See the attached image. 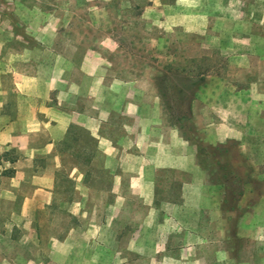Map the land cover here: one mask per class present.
<instances>
[{
  "label": "crops",
  "instance_id": "1",
  "mask_svg": "<svg viewBox=\"0 0 264 264\" xmlns=\"http://www.w3.org/2000/svg\"><path fill=\"white\" fill-rule=\"evenodd\" d=\"M113 1L43 0L25 6L13 0L17 22L37 28L14 37L33 41L40 52L0 41V264H20L12 250L28 251L25 264H237L232 243L239 236L238 212L256 181H239L245 190L226 206L225 186L207 181L195 148L166 119L153 82L127 77L129 69L112 60L122 51L118 40L108 35L104 47L83 49V35L62 32L84 23L78 12L87 6L108 15L139 10L143 21L148 13L179 9L180 0H121L120 6ZM198 1L203 5L195 8H217ZM25 10L34 15L30 21L20 16ZM68 10L75 17L63 13ZM216 127L213 136L203 132L207 146L222 150L237 166L224 144L235 143L239 154L238 138L223 137L222 125ZM74 129L89 144L69 151L72 141L81 143ZM67 163L80 196L76 206L89 192L87 172L91 178L94 170L106 173L105 220L70 227L44 242L35 209L52 202ZM83 212L77 209L76 216Z\"/></svg>",
  "mask_w": 264,
  "mask_h": 264
},
{
  "label": "rangeland",
  "instance_id": "2",
  "mask_svg": "<svg viewBox=\"0 0 264 264\" xmlns=\"http://www.w3.org/2000/svg\"><path fill=\"white\" fill-rule=\"evenodd\" d=\"M16 1L27 6L43 0ZM206 1L217 8L199 9L194 6L203 5L198 0H180L179 9L154 11L144 16L143 21L139 20V10H116L108 15L87 6L78 12L84 23L63 27L62 32L83 35V49L103 46L102 39L108 35L118 40L122 51L112 60L129 69L127 77L143 76L153 82L166 119L176 124L195 148L198 162L207 172V181H218L225 186L226 206L235 204L239 193L245 190L242 186L245 181H256L241 202L237 217L239 236L232 244L237 264H264V0ZM52 2L58 4L59 0ZM84 3L86 0H78L77 4ZM113 3L124 5L121 0ZM73 12L63 11L69 19L75 17ZM20 16L25 21L34 17L27 10ZM16 17L13 0H0V41H6L8 47L34 46L39 55L40 47L33 41L14 37L27 36L37 28L19 24ZM158 19L165 24L145 22ZM105 21L108 23L103 24ZM219 125L224 129L223 137L238 138L239 154L235 143L224 144L232 150L231 161L237 162V166L227 161L222 150L212 151L206 144L203 132L208 130V136H213L212 131ZM73 132L83 144L72 141L66 150L76 151L78 145L89 144L85 133L78 129ZM72 153L75 158L76 152ZM69 174L67 163L57 176V194L52 202L35 209V225L41 227L44 242H53L70 227L105 220L109 184L106 173L94 170L91 178L87 172L90 181L84 182L89 192H83L79 206L75 200L80 196ZM77 209L84 212L76 216ZM51 248V252L57 251ZM9 252L18 256L20 264H25L28 251ZM40 253L45 255V250ZM52 260L48 258L46 262Z\"/></svg>",
  "mask_w": 264,
  "mask_h": 264
},
{
  "label": "trees",
  "instance_id": "3",
  "mask_svg": "<svg viewBox=\"0 0 264 264\" xmlns=\"http://www.w3.org/2000/svg\"><path fill=\"white\" fill-rule=\"evenodd\" d=\"M88 161V158H86V162Z\"/></svg>",
  "mask_w": 264,
  "mask_h": 264
}]
</instances>
